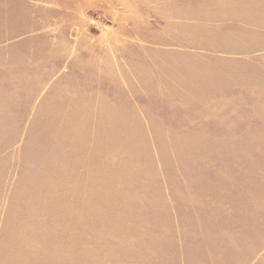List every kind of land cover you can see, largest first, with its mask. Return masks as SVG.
I'll list each match as a JSON object with an SVG mask.
<instances>
[{
	"label": "rangeland",
	"instance_id": "obj_1",
	"mask_svg": "<svg viewBox=\"0 0 264 264\" xmlns=\"http://www.w3.org/2000/svg\"><path fill=\"white\" fill-rule=\"evenodd\" d=\"M0 46L1 264L264 249V0H0Z\"/></svg>",
	"mask_w": 264,
	"mask_h": 264
},
{
	"label": "crops",
	"instance_id": "obj_2",
	"mask_svg": "<svg viewBox=\"0 0 264 264\" xmlns=\"http://www.w3.org/2000/svg\"><path fill=\"white\" fill-rule=\"evenodd\" d=\"M232 1V0H230ZM182 21V20H179ZM218 22V20H217ZM216 22V23H217ZM178 23H183V22H178ZM212 23V22H211ZM186 24V23H185ZM191 24H197V21H192ZM4 39V38H2ZM6 40H11L14 41L16 39L12 37H6L2 41ZM0 48H3L0 46ZM2 51V49H0ZM8 52L5 53L6 57L3 56L0 62H6L8 63L9 61L14 62L18 67L23 68L24 70L19 71V72H8L5 76H0V90L3 89H9V88H22L25 85L23 83H27V80L30 79V75L26 72L25 69L28 68V63H24L21 61H15L11 57V54L13 52H10V50H7ZM23 63V64H21ZM56 78V77H54ZM53 79V78H52ZM49 84L42 85L41 87H47ZM51 85V84H50ZM103 103L106 101L105 98H102ZM1 121H6L5 119H0ZM25 123L24 121H22ZM12 131V130H11ZM9 135L15 136V133H9V129L6 125L0 124V138H5L8 137ZM3 145L7 144L5 140L1 142ZM11 144V140L9 141ZM15 143V141H14ZM2 152V153H1ZM5 149H0V158L5 154ZM169 197V196H168ZM251 227V226H249ZM175 231V229H172V233ZM247 242V241H246ZM245 241L241 243H237L236 245L233 243L231 247L228 248H213L209 254L205 257H202V263L201 264H264V249L261 250L258 255L255 254L254 250L247 245ZM245 244V245H244ZM178 264H190L188 262V258L185 254V250L182 244H180V240L178 239ZM182 246L183 249L180 250V247ZM223 249L227 253L221 254ZM229 254V255H228ZM1 260V259H0ZM1 264V262H0Z\"/></svg>",
	"mask_w": 264,
	"mask_h": 264
}]
</instances>
